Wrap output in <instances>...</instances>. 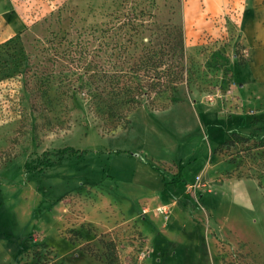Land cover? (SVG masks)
I'll use <instances>...</instances> for the list:
<instances>
[{
	"label": "rangeland",
	"instance_id": "374dc122",
	"mask_svg": "<svg viewBox=\"0 0 264 264\" xmlns=\"http://www.w3.org/2000/svg\"><path fill=\"white\" fill-rule=\"evenodd\" d=\"M181 5L0 0L16 18L0 45V264H264V170L248 152L264 141V84L236 77L238 7L186 49L164 109L118 125L74 94L94 65L113 71L124 23L180 24Z\"/></svg>",
	"mask_w": 264,
	"mask_h": 264
},
{
	"label": "trees",
	"instance_id": "16d2710c",
	"mask_svg": "<svg viewBox=\"0 0 264 264\" xmlns=\"http://www.w3.org/2000/svg\"><path fill=\"white\" fill-rule=\"evenodd\" d=\"M146 17L147 13L142 11L137 18L124 23L125 38L128 39L125 44L113 45L112 52H119L117 57L116 53L111 55L115 58L111 67L113 71L96 64L97 72L90 77H79L74 82L78 84L76 88L74 86V94L83 95L105 122L127 125L130 114L137 109H164V101L174 97L178 87L186 82L187 51L183 22L161 24L154 21V17L147 20ZM246 141L248 143L250 139ZM236 145L235 140L228 141L218 152L231 150ZM248 152L253 165L264 170V141ZM71 153L75 155L77 151L71 149Z\"/></svg>",
	"mask_w": 264,
	"mask_h": 264
},
{
	"label": "crops",
	"instance_id": "0c3cea01",
	"mask_svg": "<svg viewBox=\"0 0 264 264\" xmlns=\"http://www.w3.org/2000/svg\"><path fill=\"white\" fill-rule=\"evenodd\" d=\"M181 7L187 51L208 38L220 37L223 16L238 7L241 25L237 35L249 60L245 68H236V77L243 79L245 85L251 81L264 84V0H182ZM11 15L7 9L1 10L0 22L5 23V32L0 31V45L16 36V18Z\"/></svg>",
	"mask_w": 264,
	"mask_h": 264
},
{
	"label": "built area",
	"instance_id": "2783aa9c",
	"mask_svg": "<svg viewBox=\"0 0 264 264\" xmlns=\"http://www.w3.org/2000/svg\"><path fill=\"white\" fill-rule=\"evenodd\" d=\"M158 211L165 214V215H168L170 212L168 207L167 208L166 207H160V208H158Z\"/></svg>",
	"mask_w": 264,
	"mask_h": 264
}]
</instances>
